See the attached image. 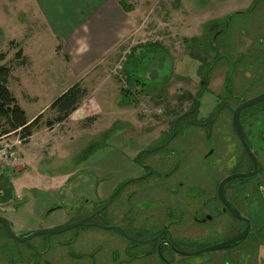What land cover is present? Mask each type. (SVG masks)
Masks as SVG:
<instances>
[{
    "label": "rangeland",
    "instance_id": "rangeland-1",
    "mask_svg": "<svg viewBox=\"0 0 264 264\" xmlns=\"http://www.w3.org/2000/svg\"><path fill=\"white\" fill-rule=\"evenodd\" d=\"M255 1L124 0L132 6L129 13L135 26L112 53L84 76L86 83L81 85L87 96L79 107L89 95L92 97L76 113L79 117L85 115L80 120L75 114L71 121L69 118L47 127V122L58 116L48 107L60 96L61 88L71 82L67 77L57 78L62 73L58 67L53 78L41 82V101L24 100L19 87H13L30 119L43 114L27 152H23L26 143L18 145L20 164L0 171V214L7 216L13 232L26 235L29 230L35 233L54 228L55 224L75 223L84 212L83 199L93 202L97 196L106 197L118 182L134 172L140 173L132 156L145 142L136 133L144 127L168 126L196 100L198 92L200 117L212 111L228 96L220 93L219 87L227 69L232 75L234 70L241 72L235 73L234 79L236 94L241 98H252L263 91L260 81L264 80V43L259 41L264 36L260 35ZM7 3L0 6V54L7 58L6 62L10 66L17 64L19 43L18 51L25 50L34 62L59 65L54 41L31 0H25L23 5L21 0ZM181 31L185 35L192 32L194 39L183 36ZM256 52L261 55L254 58ZM3 64L6 63L0 61V66ZM27 70L18 69L15 74L37 73ZM201 80H213L211 89L204 85L200 91ZM31 81L27 78L23 91ZM15 138L16 135L9 137L12 142ZM64 184L68 187L60 189ZM6 201L9 202L4 204ZM57 205L61 208L54 210ZM76 232L73 229L59 236H38L22 246L48 243ZM1 247L0 255L7 263H30L7 252L5 245ZM16 247L9 244L10 249Z\"/></svg>",
    "mask_w": 264,
    "mask_h": 264
},
{
    "label": "flooded vegetation",
    "instance_id": "flooded-vegetation-1",
    "mask_svg": "<svg viewBox=\"0 0 264 264\" xmlns=\"http://www.w3.org/2000/svg\"><path fill=\"white\" fill-rule=\"evenodd\" d=\"M256 1L264 36V0ZM235 73L241 74L226 70L219 87L228 96L212 111L200 117L198 92L168 126L136 133L145 142L132 156L140 173L118 182L106 197L83 199L85 209L75 223H84L51 234L77 229L75 235L23 248L46 234L18 241L1 213L13 236L0 222V247L30 262L24 264H264V100L237 112L264 90L241 98ZM212 84L199 81L200 91ZM34 231L16 236L27 238ZM10 243L17 247L10 249ZM0 264H9L2 255Z\"/></svg>",
    "mask_w": 264,
    "mask_h": 264
},
{
    "label": "crops",
    "instance_id": "crops-1",
    "mask_svg": "<svg viewBox=\"0 0 264 264\" xmlns=\"http://www.w3.org/2000/svg\"><path fill=\"white\" fill-rule=\"evenodd\" d=\"M24 1L21 0L22 5ZM31 2L36 6L35 12L41 18L45 31L48 32L54 41V52L60 59V64L58 65V63L54 62H34L25 50L18 51L20 45L16 43L17 52L15 53L21 52V56L19 57L15 54L16 59H18L17 64L10 66L9 62H6L7 58L5 57L4 60L0 61L1 63H6L5 65L10 66L12 69L9 83L11 92L13 93L12 88L17 85L19 87L18 91L24 100L41 101V96L43 95L40 89L41 82L44 78H53L56 67L62 70V73L58 74L57 78L65 80V77H67L71 81L67 84L66 88H61L59 91L60 96L73 85L86 83V81H83V78L88 74V71L94 70L98 66V63L112 53L121 40L135 26L132 17H130L131 14L121 8L118 0H31ZM7 4V0H0L1 7L2 5L7 6ZM20 22L22 25L24 24L23 21ZM181 33L183 32L181 31ZM192 34L191 32L183 36L187 38L191 36L194 39V35ZM198 36H200V33ZM18 69L37 70V73L31 75L25 71V73L17 76L15 71ZM29 77L32 78V81L30 85L27 84V87L23 91L24 83H26ZM72 81L73 84H71ZM90 97L92 96L89 95V99H91ZM16 99L20 105L19 99L17 97ZM89 99L71 115L70 121L73 120V116L76 113L78 114L82 107L86 106V102ZM93 100L97 102L95 98ZM86 112L83 111L82 114H86ZM77 114L75 118H78V120L85 116L79 117ZM34 118L30 119L28 117L29 121H32ZM1 129L2 127L0 126V138L3 137ZM34 134L35 132L30 141L26 143L23 152H27L26 149L29 148ZM14 192L15 194L17 193L15 190ZM17 196L20 197V193Z\"/></svg>",
    "mask_w": 264,
    "mask_h": 264
},
{
    "label": "trees",
    "instance_id": "trees-1",
    "mask_svg": "<svg viewBox=\"0 0 264 264\" xmlns=\"http://www.w3.org/2000/svg\"><path fill=\"white\" fill-rule=\"evenodd\" d=\"M121 8L129 13L131 5H127L124 0H118ZM21 56V52L16 54ZM0 60H4V54L0 55ZM12 69L10 66H0V126L1 135L12 133L19 134L22 143H28L35 130L39 128L43 114L29 121L25 110L19 105L18 100L9 88ZM87 96V90L80 83L73 85L61 96H59L50 106V109L57 112L58 116L54 121H48L47 127L52 128L55 124H62L78 110L80 104Z\"/></svg>",
    "mask_w": 264,
    "mask_h": 264
},
{
    "label": "built area",
    "instance_id": "built-area-1",
    "mask_svg": "<svg viewBox=\"0 0 264 264\" xmlns=\"http://www.w3.org/2000/svg\"><path fill=\"white\" fill-rule=\"evenodd\" d=\"M11 135H16L14 142L9 139ZM22 144V140L19 134H9L0 138V171L5 169L13 168L21 162V155L19 152L18 145Z\"/></svg>",
    "mask_w": 264,
    "mask_h": 264
},
{
    "label": "water",
    "instance_id": "water-1",
    "mask_svg": "<svg viewBox=\"0 0 264 264\" xmlns=\"http://www.w3.org/2000/svg\"><path fill=\"white\" fill-rule=\"evenodd\" d=\"M261 100H264V95H263L262 97H259V98H257V99H254V100H252V101H249V102L245 103L244 105H242V107H240V108L238 109L237 112H239V111H240L241 109H243L244 107L250 106V105H252V104H254V103H257V102H259V101H261ZM0 222H6V223H7V226H8V229H9V234H11V236H13V235H12V231L10 230V227H9L8 221H7L6 219H3V218L0 217ZM83 223H84V221H79V222H77V223H74V224H72V225H70V226H67V227H65V228H61V229H44V230H41V231H39V232L34 233L33 235H31L30 237H27V238H21V239H20V238L17 237L16 235L13 236V237H14L15 239H17L18 241L24 242V241L30 240V239H32V238L38 236V235L64 232V231H66V230H69V229H72V228H74V227L80 226V225H82ZM219 248H222V247H219Z\"/></svg>",
    "mask_w": 264,
    "mask_h": 264
}]
</instances>
